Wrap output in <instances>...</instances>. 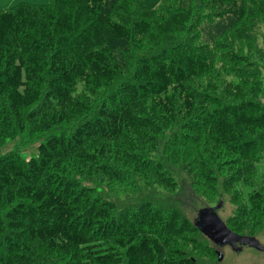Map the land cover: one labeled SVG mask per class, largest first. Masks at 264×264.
<instances>
[{
	"label": "trees",
	"instance_id": "1",
	"mask_svg": "<svg viewBox=\"0 0 264 264\" xmlns=\"http://www.w3.org/2000/svg\"><path fill=\"white\" fill-rule=\"evenodd\" d=\"M138 1L51 0L0 9V149L43 98L44 110L55 109L64 122L78 109L91 108L86 104L99 90L125 78L72 134L42 143L38 157L0 158V264L22 263L37 245L65 259L80 255L81 264H196L180 246L182 223L151 205L117 214L112 203L93 198L92 190L70 175L72 162L89 157V141L126 139L132 130L150 127L149 105L170 119L181 113L193 121L196 100L188 84L210 68L201 47L165 48L139 59L132 72L113 50L119 43L127 56L129 44L140 47L153 21L164 20L162 7L145 5L130 26L112 16L114 8L131 14ZM246 1L264 14L261 0H206L205 5L219 22H238L246 16ZM246 58L238 60L252 65ZM211 102L214 107L195 125L202 124L208 139L228 154L254 158L264 107L251 100L228 104L212 97ZM35 114L28 119L37 124Z\"/></svg>",
	"mask_w": 264,
	"mask_h": 264
},
{
	"label": "rangeland",
	"instance_id": "2",
	"mask_svg": "<svg viewBox=\"0 0 264 264\" xmlns=\"http://www.w3.org/2000/svg\"><path fill=\"white\" fill-rule=\"evenodd\" d=\"M165 1L135 2L131 14H123L118 8L111 10L112 16L129 26L141 18L143 5L162 7L165 14L161 24L153 21L140 47L129 44L127 56L119 43L113 44V50L120 60L125 57L132 72L139 59L165 48L183 44L201 47L210 59V68L188 84L196 100L193 121L184 120L181 113L170 119L149 105L146 115L150 127L132 130L126 139L89 141V157L83 163L72 162L70 175L91 189L93 198L112 203L117 214L134 213L151 205L162 210L169 221L182 223L180 246L196 264H264V251L245 246L237 253L230 246L218 247L194 229L199 210L221 202L219 216L227 226L241 235L256 237L264 245V132L257 137L259 153L241 160L209 140L202 124L195 125L214 107L212 97L228 104L251 100L264 107V14L246 1L242 20L222 23L208 14L206 0ZM21 2L48 4L51 0H0V9ZM243 55L252 65L238 60ZM124 79L119 77L110 87L99 90L92 103L86 104L91 108L78 109L64 122L58 112H53L55 109L46 105L44 110L43 98L33 108L37 124L28 119L34 113L32 109L26 111L24 127L17 124L3 141L0 158L11 153L27 160L38 157L42 143L52 136L72 134L77 125L97 113ZM186 122L194 126L187 127ZM44 123L50 125L49 129ZM215 250L223 254L221 261ZM2 251L0 248V254ZM81 263L80 255L65 259L37 245L19 264Z\"/></svg>",
	"mask_w": 264,
	"mask_h": 264
},
{
	"label": "water",
	"instance_id": "3",
	"mask_svg": "<svg viewBox=\"0 0 264 264\" xmlns=\"http://www.w3.org/2000/svg\"><path fill=\"white\" fill-rule=\"evenodd\" d=\"M222 203L214 207H207L199 210L194 226L210 239L218 247L230 246L233 251L239 253L243 248L250 247L258 251H264V245L254 236L241 235L231 230L219 216ZM218 260L223 259V254L217 252Z\"/></svg>",
	"mask_w": 264,
	"mask_h": 264
},
{
	"label": "flooded vegetation",
	"instance_id": "4",
	"mask_svg": "<svg viewBox=\"0 0 264 264\" xmlns=\"http://www.w3.org/2000/svg\"><path fill=\"white\" fill-rule=\"evenodd\" d=\"M225 247H226V248H229V246H225ZM225 247H224V248H225ZM249 248H250V247H249ZM217 252H218V251H217V250H215V254H216V255H217Z\"/></svg>",
	"mask_w": 264,
	"mask_h": 264
}]
</instances>
